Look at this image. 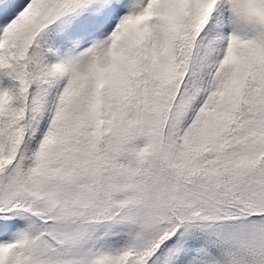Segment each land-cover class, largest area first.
<instances>
[{
	"label": "snow or ice",
	"instance_id": "snow-or-ice-1",
	"mask_svg": "<svg viewBox=\"0 0 264 264\" xmlns=\"http://www.w3.org/2000/svg\"><path fill=\"white\" fill-rule=\"evenodd\" d=\"M0 264H264V0H0Z\"/></svg>",
	"mask_w": 264,
	"mask_h": 264
}]
</instances>
